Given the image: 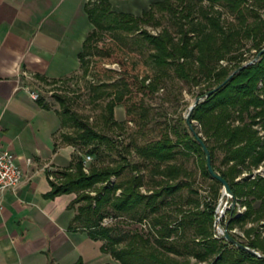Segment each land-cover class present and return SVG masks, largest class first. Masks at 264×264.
I'll return each instance as SVG.
<instances>
[{"label":"trees","instance_id":"1","mask_svg":"<svg viewBox=\"0 0 264 264\" xmlns=\"http://www.w3.org/2000/svg\"><path fill=\"white\" fill-rule=\"evenodd\" d=\"M157 10L168 13L176 32L165 26L155 32L147 28L161 24ZM84 11L92 27L78 52L83 73L88 74L89 57L105 31L138 32L151 50L141 62L119 59L120 71L152 92L175 76L198 86L196 94L204 93L264 46V0H153L138 14L115 9L112 0H85ZM112 84L116 85L112 90L97 89L109 85L105 82L92 84L91 89L95 96H108L104 122L120 126L113 118L114 107L128 88L123 79ZM52 95L63 106L61 124L73 127L72 132L61 133L63 140L84 147L94 141L111 145L109 136L72 109L68 95ZM37 100L49 105L42 97ZM190 120L210 150L213 167L228 181L231 201L244 206L239 210L227 206L224 225L237 240L264 254V173L251 174L264 160V52L200 100ZM98 144L85 153H95ZM133 148L140 162L130 163L125 157L116 164L92 162L87 171L83 157L78 156L73 168L59 170L55 179H49L45 195L75 192L70 206L80 203L73 227L100 239V249L116 264H264V257L214 235L221 184L210 176L203 149L188 126L172 125L158 138L134 142ZM217 151L222 153L219 165L215 163ZM188 153L195 156L202 176L210 177L211 194L200 193L192 171L176 161L178 155ZM142 165L149 166L152 184L141 172ZM126 167L132 171L123 176ZM246 171L250 173L240 176ZM169 204L174 214L161 211ZM108 215L127 216L143 228L118 233L115 226L103 222ZM247 222L252 224L244 227ZM234 224L242 232L232 231ZM74 264L89 263L78 259Z\"/></svg>","mask_w":264,"mask_h":264},{"label":"crops","instance_id":"2","mask_svg":"<svg viewBox=\"0 0 264 264\" xmlns=\"http://www.w3.org/2000/svg\"><path fill=\"white\" fill-rule=\"evenodd\" d=\"M84 2L0 0V148L12 151L23 171L1 194L0 264H97L106 256L100 239L73 227L76 193L45 195L49 179L81 155L61 138L59 109L31 96L84 76L78 52L92 27Z\"/></svg>","mask_w":264,"mask_h":264},{"label":"rangeland","instance_id":"3","mask_svg":"<svg viewBox=\"0 0 264 264\" xmlns=\"http://www.w3.org/2000/svg\"><path fill=\"white\" fill-rule=\"evenodd\" d=\"M153 0H112L113 7L124 11H129L134 14L140 13L141 6H149V2ZM156 16L159 17L161 24L158 26H147L151 31H157L162 26L169 28L172 32H176L175 25L168 18L167 12L157 10ZM98 48L90 55V70L84 76L73 77L66 83H58L54 85L43 86L40 94H43L45 101L50 105L56 106L59 110L63 109L58 100L54 97V93L66 94L69 96L70 106L78 114L82 115L90 123H92L102 133L106 134L112 139L111 145L107 146L104 143L91 142L86 147L77 145L78 154L85 155V150L90 148L93 144H98L96 152L91 154L90 162L87 164V170L90 163L100 165L116 164L123 162L122 157H125L130 163L140 162V158L134 152L133 143H144L148 140L158 138L164 131H169L172 125L188 126L185 121V115L188 106L195 98L198 86L190 84L183 79L175 76L168 77L162 85L155 91H149L143 87L139 80L130 75L124 74L120 71L119 59H126L128 57L135 58L137 61H142L151 50V46L143 40L138 32H117L110 33L105 31L103 37L97 42ZM123 79L128 88L124 99L114 107L113 118L120 121L122 124H109L104 122L102 113L104 105L108 96H95L91 89L92 84H101L105 82L109 85H101L97 89L112 90L116 85L112 84L114 81ZM119 85H122L121 83ZM37 93L35 91H32ZM142 114V115H141ZM195 123V121H194ZM196 127H198L196 125ZM195 127V128H196ZM72 126H65V130L72 132ZM192 133V131L190 130ZM60 133V135H61ZM172 137L175 135L170 132ZM128 144V145H126ZM127 146V148H125ZM222 153L216 152L215 163L219 165ZM176 161L182 162L187 168L192 171L195 186L199 188V192L203 194H211L210 192V177H204L199 171L196 158L193 154L178 155ZM86 170V171H87ZM144 174L147 183H153L151 171L149 166L142 165L140 168ZM132 169L126 167L123 171V176L128 175ZM250 173L246 171L240 176ZM254 169L251 171L253 174ZM238 176V177H240ZM237 177V178H238ZM100 185V183H99ZM222 186H219V195L216 200V205L221 194ZM94 194V191H89ZM185 193V190L182 191ZM118 193V189L116 190ZM215 205V207H216ZM236 209H243L244 206L233 203ZM222 213L215 212L218 216L216 224H213V229L217 231L218 227H222L225 219L228 216V211L221 205ZM161 211L171 212L174 214L171 205H164ZM103 222L108 225L115 226L118 233L127 234L129 231L142 227L137 225L135 220L129 217L120 215L112 217L108 215ZM252 224L247 222L244 227ZM143 228V227H142ZM242 232L237 224L233 225L232 231ZM264 235V233H263ZM194 259L191 258L190 261ZM117 261L113 259L109 253H106L104 259L97 264H116ZM206 264L205 261L197 262L196 264Z\"/></svg>","mask_w":264,"mask_h":264},{"label":"water","instance_id":"4","mask_svg":"<svg viewBox=\"0 0 264 264\" xmlns=\"http://www.w3.org/2000/svg\"><path fill=\"white\" fill-rule=\"evenodd\" d=\"M263 52H264V46L261 47L258 51H256V53L251 58H249L248 60L244 61L242 64H240L236 68H234L222 82L218 83L217 85H215L211 89L207 90L206 92L196 95L195 98L191 101L190 105L188 106V110H187L186 115H185V121H186L188 127L190 128V130L192 131V134L197 139V141L200 143V145H201V147L203 149L204 156H205V164H206V167H207V170H208L210 176L212 178L217 179L220 182L221 186H222L221 194L219 196V199H218V202H217V206H219L221 203L226 204L230 200V198L233 196V192H232V190L230 188V185H229L228 181L226 180V178H224L213 167L212 161H211L210 150H209L208 146L206 145L205 141L203 140V138L200 136V134L193 127L192 122L190 120V114L192 112L193 107L200 100H202L206 95H208L211 92H213L215 89H218L223 83H225L234 73L239 71L241 68H243L244 66H246L248 64H251V63L255 62ZM216 210H217V207L215 208V211ZM221 212H222V210H221ZM217 220H218V216H214V224L217 222ZM213 230L215 232V228ZM216 236L225 238L230 243H232V244H234V245H236V246H238V247H240V248H242L244 250H247V251L253 253L256 256L264 257V254H262L261 252H259L255 248H252V247L240 242L239 240H237L228 231L226 226L224 227L222 234L221 235H216Z\"/></svg>","mask_w":264,"mask_h":264},{"label":"built area","instance_id":"5","mask_svg":"<svg viewBox=\"0 0 264 264\" xmlns=\"http://www.w3.org/2000/svg\"><path fill=\"white\" fill-rule=\"evenodd\" d=\"M31 96L33 98H37L38 93L31 92ZM91 157L92 156L90 153H86L85 155H83V168L85 170H87V164L89 163ZM30 160H31L30 158H27V161ZM256 172L261 174L264 173V160H262V162L256 168H254L253 173ZM22 174H23L22 168L16 162L14 153L8 149L0 148V199H1V194L5 189L14 188L16 185H18V183L22 178ZM233 203L234 202L231 201L230 198V200L226 204L221 203L219 206L216 205V207L217 209L218 207H221V205L223 206V208H226L227 206L234 207ZM221 210L222 209H220V214L222 213ZM215 212L217 213V210ZM214 216L217 215L215 214ZM224 227L225 225H223L222 227H218L217 231L215 230L214 235H221Z\"/></svg>","mask_w":264,"mask_h":264},{"label":"bare ground","instance_id":"6","mask_svg":"<svg viewBox=\"0 0 264 264\" xmlns=\"http://www.w3.org/2000/svg\"><path fill=\"white\" fill-rule=\"evenodd\" d=\"M220 211V207H218V209H217V212H219Z\"/></svg>","mask_w":264,"mask_h":264}]
</instances>
